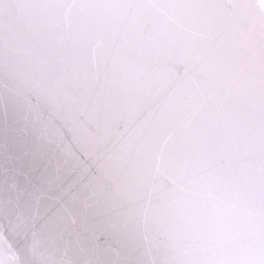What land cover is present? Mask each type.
Instances as JSON below:
<instances>
[{"label": "water", "instance_id": "1", "mask_svg": "<svg viewBox=\"0 0 264 264\" xmlns=\"http://www.w3.org/2000/svg\"><path fill=\"white\" fill-rule=\"evenodd\" d=\"M0 264H264V0H0Z\"/></svg>", "mask_w": 264, "mask_h": 264}]
</instances>
